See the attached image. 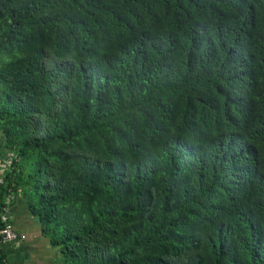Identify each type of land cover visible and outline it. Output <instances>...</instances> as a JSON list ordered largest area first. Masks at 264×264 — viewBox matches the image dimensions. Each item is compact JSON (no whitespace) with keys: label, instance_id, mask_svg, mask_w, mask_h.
I'll list each match as a JSON object with an SVG mask.
<instances>
[{"label":"trees","instance_id":"trees-1","mask_svg":"<svg viewBox=\"0 0 264 264\" xmlns=\"http://www.w3.org/2000/svg\"><path fill=\"white\" fill-rule=\"evenodd\" d=\"M0 160L63 264H264V0H0Z\"/></svg>","mask_w":264,"mask_h":264},{"label":"crops","instance_id":"crops-1","mask_svg":"<svg viewBox=\"0 0 264 264\" xmlns=\"http://www.w3.org/2000/svg\"><path fill=\"white\" fill-rule=\"evenodd\" d=\"M7 167L8 164L1 163L0 160L1 176L6 173L4 171ZM0 183L3 185L1 179ZM5 203L6 207L1 214L6 209L10 218L9 225L13 227L19 237L15 242L0 240L1 264H63L60 249L53 246L44 234L42 224L29 211L25 199L21 195L8 194Z\"/></svg>","mask_w":264,"mask_h":264},{"label":"built area","instance_id":"built-area-1","mask_svg":"<svg viewBox=\"0 0 264 264\" xmlns=\"http://www.w3.org/2000/svg\"><path fill=\"white\" fill-rule=\"evenodd\" d=\"M1 219H2V222L4 223V226L0 232V240L11 241V242L17 241L19 235L16 231H14L13 227L9 225L10 218L6 213V209L1 214Z\"/></svg>","mask_w":264,"mask_h":264},{"label":"rangeland","instance_id":"rangeland-1","mask_svg":"<svg viewBox=\"0 0 264 264\" xmlns=\"http://www.w3.org/2000/svg\"><path fill=\"white\" fill-rule=\"evenodd\" d=\"M5 159L8 160V156ZM8 164H9V161H8Z\"/></svg>","mask_w":264,"mask_h":264}]
</instances>
